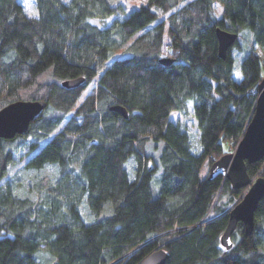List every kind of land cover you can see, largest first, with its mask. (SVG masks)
I'll return each instance as SVG.
<instances>
[{
  "label": "trees",
  "instance_id": "obj_1",
  "mask_svg": "<svg viewBox=\"0 0 264 264\" xmlns=\"http://www.w3.org/2000/svg\"><path fill=\"white\" fill-rule=\"evenodd\" d=\"M122 1L0 0V109L46 104L0 139V264H140L157 249L164 264H264V198L225 252L244 189L201 173L253 115L264 0ZM217 29L237 36L224 59ZM247 173L264 178V158Z\"/></svg>",
  "mask_w": 264,
  "mask_h": 264
},
{
  "label": "water",
  "instance_id": "obj_2",
  "mask_svg": "<svg viewBox=\"0 0 264 264\" xmlns=\"http://www.w3.org/2000/svg\"><path fill=\"white\" fill-rule=\"evenodd\" d=\"M218 55L224 59L237 36L222 30H216ZM171 60L162 59L163 65L171 64ZM83 79L65 81L66 88L79 86ZM257 99L253 115L232 153L225 154L212 163L208 170V180L218 175L224 176L233 189H245L239 200L226 212L227 224L222 232L219 243L227 252L232 247V234L238 223L244 227L246 236L254 230V215L259 202L264 198V178L251 179L247 173V165L255 164L264 158V78L257 85ZM46 107L42 101H17L0 109V139H12L24 134L30 122ZM113 111L127 117V112L121 107ZM225 214V213H224ZM220 217V216H219ZM168 254L163 249H157L144 258L140 264H164Z\"/></svg>",
  "mask_w": 264,
  "mask_h": 264
},
{
  "label": "rangeland",
  "instance_id": "obj_3",
  "mask_svg": "<svg viewBox=\"0 0 264 264\" xmlns=\"http://www.w3.org/2000/svg\"><path fill=\"white\" fill-rule=\"evenodd\" d=\"M141 3H143V0H123V1H122V5H123L124 10H125L126 13L129 12L131 9H135L136 7H138ZM216 13H217V14L219 13V12L217 11V9H216ZM121 17H122V16H119L118 19H120ZM110 21H111V18H110V19H106V21H105L104 23H109ZM249 47H250L249 44H244V53H247V52H248ZM241 53H242V52H241ZM106 64H108V63H106ZM237 64H238V62H235V65H237ZM92 86H93V85H92ZM92 86H91V87H92ZM91 87H90L89 89H91ZM89 89L84 93V96L87 94V92L89 91ZM84 96H83V97H84ZM170 119H171L173 122H176L177 120L181 121L180 115H179L177 112H173V113L170 115ZM236 146H237V145H236ZM235 148H236V147H235ZM235 148L233 149V151L235 150ZM233 151H232V152H233ZM232 152H231V153H232ZM132 165H133V163L130 164L129 169H132ZM209 167H210V166L202 168V169H201V173L204 174V173L208 172ZM17 168H18V164H15V165L11 168L10 172L13 173ZM130 173H131V170H130ZM158 173H160V169H158ZM130 176L133 177V174H130ZM244 191H245V189H244ZM244 191H243V192H244ZM242 194H243V193H242ZM242 194H241V195H242ZM241 195H239V197H238V199L236 200V202L239 200V198H240ZM236 202H235V203H236ZM230 208H231V207H230ZM230 208H229V209H230ZM229 209L226 210V212L229 211ZM226 212H225V213H226ZM223 215H224V214H223Z\"/></svg>",
  "mask_w": 264,
  "mask_h": 264
},
{
  "label": "snow or ice",
  "instance_id": "obj_4",
  "mask_svg": "<svg viewBox=\"0 0 264 264\" xmlns=\"http://www.w3.org/2000/svg\"><path fill=\"white\" fill-rule=\"evenodd\" d=\"M29 15L34 16V15H36V13L34 11H29ZM93 23H95V21H93Z\"/></svg>",
  "mask_w": 264,
  "mask_h": 264
},
{
  "label": "flooded vegetation",
  "instance_id": "obj_5",
  "mask_svg": "<svg viewBox=\"0 0 264 264\" xmlns=\"http://www.w3.org/2000/svg\"><path fill=\"white\" fill-rule=\"evenodd\" d=\"M228 219V218H227Z\"/></svg>",
  "mask_w": 264,
  "mask_h": 264
}]
</instances>
